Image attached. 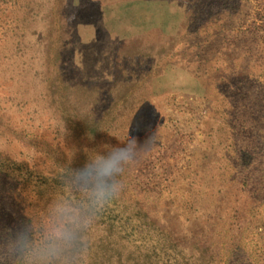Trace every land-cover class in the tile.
I'll return each mask as SVG.
<instances>
[{
  "label": "rangeland",
  "instance_id": "obj_1",
  "mask_svg": "<svg viewBox=\"0 0 264 264\" xmlns=\"http://www.w3.org/2000/svg\"><path fill=\"white\" fill-rule=\"evenodd\" d=\"M83 1L0 0V264L136 126L161 134L66 264H264V0Z\"/></svg>",
  "mask_w": 264,
  "mask_h": 264
},
{
  "label": "clouds",
  "instance_id": "obj_2",
  "mask_svg": "<svg viewBox=\"0 0 264 264\" xmlns=\"http://www.w3.org/2000/svg\"><path fill=\"white\" fill-rule=\"evenodd\" d=\"M163 122V117L157 115ZM161 134L159 129H130L110 148L89 153L78 166L66 170L65 179L82 194V199L68 196L50 202L51 223L42 242L37 244L20 229L9 251L27 257V264H66L65 257L77 247L86 245V234L103 210L123 191L121 177L125 171L153 145L151 140Z\"/></svg>",
  "mask_w": 264,
  "mask_h": 264
},
{
  "label": "bare ground",
  "instance_id": "obj_3",
  "mask_svg": "<svg viewBox=\"0 0 264 264\" xmlns=\"http://www.w3.org/2000/svg\"><path fill=\"white\" fill-rule=\"evenodd\" d=\"M96 1V0H95ZM45 1H43L42 3H44ZM82 2H84L83 0H82ZM92 2V1H91ZM47 3V2H46ZM90 3V2H89ZM93 3V2H92ZM91 3V4H92ZM183 5H184V3H182ZM41 5V4H40ZM39 5V6H40ZM81 5H83V3L81 4ZM182 5V6H183ZM181 7V6H180ZM42 8V7H41ZM179 9H181V8H179ZM41 10V9H40ZM90 11V10H89ZM38 12V11H37ZM54 13V12H53ZM57 13V12H56ZM97 14V13H96ZM45 15H46V13H45ZM47 15H49V14H47ZM54 15V14H53ZM58 15V14H57ZM35 16H36V14H35ZM95 16V15H94ZM98 16V15H97ZM58 17V16H57ZM96 17V16H95ZM52 18V17H51ZM54 18V17H53ZM60 18V17H59ZM47 19V18H46ZM50 19V18H49ZM58 19V18H57ZM94 19V18H93ZM63 20V19H62ZM61 20V21H62ZM44 21V20H43ZM37 22H39V21H37ZM49 22V21H48ZM59 22V21H58ZM44 23H45V21H44ZM47 23V22H46ZM55 23V22H54ZM73 23V22H72ZM49 24V23H48ZM53 24V23H52ZM66 24V23H65ZM41 26H44V25H41ZM58 26V25H57ZM171 26V25H170ZM71 27H72V25H71ZM46 28V27H45ZM37 29V28H36ZM48 29V28H47ZM61 29V28H60ZM59 29V30H60ZM46 30V29H45ZM67 30V29H66ZM70 30V29H69ZM40 31V30H39ZM43 31V30H42ZM44 32V31H43ZM57 32H58V30H57ZM106 32V31H105ZM52 33V32H51ZM70 33V32H69ZM100 33V32H99ZM40 34H42V33H40ZM49 34V33H48ZM58 34V33H57ZM96 35V34H95ZM49 36V35H48ZM47 36V37H48ZM100 36V35H99ZM38 37V36H37ZM43 37V36H42ZM47 37L45 38V39H47ZM51 37V36H50ZM57 37H58V35H57ZM42 39V38H41ZM44 39V38H43ZM48 40V39H47ZM58 40V39H57ZM52 41V40H51ZM122 41V40H121ZM68 43V42H67ZM120 44V43H119ZM61 45V44H60ZM118 47V46H117ZM158 50V49H157ZM144 52V51H143ZM58 53V52H57ZM148 54V53H147ZM153 54V53H152ZM140 55V54H139ZM143 55V54H142ZM145 55V54H144ZM141 56V55H140ZM155 56V55H154ZM145 58H147V57H145ZM145 58H144V60H145ZM150 58H152V57H150ZM132 60V59H131ZM140 60V59H139ZM150 60H152V59H150ZM134 61V60H133ZM132 61V62H133ZM124 62V61H123ZM150 62V61H149ZM135 63V62H134ZM133 63V64H134ZM131 65V64H130ZM140 65H142V64H140ZM144 65V64H143ZM128 66V65H127ZM131 67H132V65H131ZM145 69V68H144ZM131 71H132V69H131ZM135 71V70H134ZM139 71V70H138ZM143 72V71H142ZM114 84V83H113ZM113 84H112V86H113ZM119 85V84H118ZM121 85V84H120ZM114 87V86H113ZM76 99H77V97H75Z\"/></svg>",
  "mask_w": 264,
  "mask_h": 264
}]
</instances>
